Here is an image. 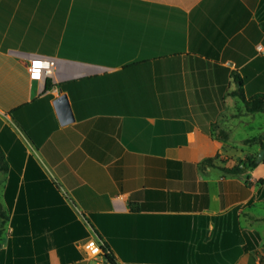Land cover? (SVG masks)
I'll return each mask as SVG.
<instances>
[{"label":"crops","instance_id":"0c3cea01","mask_svg":"<svg viewBox=\"0 0 264 264\" xmlns=\"http://www.w3.org/2000/svg\"><path fill=\"white\" fill-rule=\"evenodd\" d=\"M263 21L264 0H0V264H88V239L103 264H264V156L222 170L262 150L234 132Z\"/></svg>","mask_w":264,"mask_h":264},{"label":"built area","instance_id":"2783aa9c","mask_svg":"<svg viewBox=\"0 0 264 264\" xmlns=\"http://www.w3.org/2000/svg\"><path fill=\"white\" fill-rule=\"evenodd\" d=\"M56 67L55 59L45 56L31 58L27 65L28 77L30 80L40 81L50 77ZM88 264L95 261V264L103 263L106 251L103 246L93 239H88L82 244Z\"/></svg>","mask_w":264,"mask_h":264},{"label":"trees","instance_id":"16d2710c","mask_svg":"<svg viewBox=\"0 0 264 264\" xmlns=\"http://www.w3.org/2000/svg\"><path fill=\"white\" fill-rule=\"evenodd\" d=\"M260 26L264 33V21L261 22ZM243 101L245 104L246 112L248 114L264 112V93H258L256 95L251 96L249 99L243 98ZM254 142L258 143L260 145V148L264 149V137L262 136L252 137L244 141L245 144L254 143ZM212 160H214V158H207L203 162L210 164ZM257 165L258 163L256 162V157H248L242 162V165H236L232 168H224L222 170L232 174H243L247 170L254 169ZM0 218L2 219L6 218L5 213L2 211H0Z\"/></svg>","mask_w":264,"mask_h":264},{"label":"rangeland","instance_id":"374dc122","mask_svg":"<svg viewBox=\"0 0 264 264\" xmlns=\"http://www.w3.org/2000/svg\"><path fill=\"white\" fill-rule=\"evenodd\" d=\"M241 105V104H240ZM248 124H238L235 129V137L240 138H252L256 136L264 137V113H256L248 118ZM91 264H95V261H91ZM103 264V263H100Z\"/></svg>","mask_w":264,"mask_h":264},{"label":"water","instance_id":"95a60500","mask_svg":"<svg viewBox=\"0 0 264 264\" xmlns=\"http://www.w3.org/2000/svg\"><path fill=\"white\" fill-rule=\"evenodd\" d=\"M53 105L61 125L69 124L74 120L71 107L65 94H60L58 97H56L54 99ZM263 156L264 150L262 149L258 154L256 162L260 163L263 159Z\"/></svg>","mask_w":264,"mask_h":264}]
</instances>
